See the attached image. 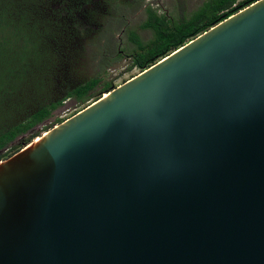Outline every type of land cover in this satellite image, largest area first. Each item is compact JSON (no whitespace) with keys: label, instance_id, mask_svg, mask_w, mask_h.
<instances>
[{"label":"water","instance_id":"obj_1","mask_svg":"<svg viewBox=\"0 0 264 264\" xmlns=\"http://www.w3.org/2000/svg\"><path fill=\"white\" fill-rule=\"evenodd\" d=\"M0 264H264V0L0 160Z\"/></svg>","mask_w":264,"mask_h":264},{"label":"trees","instance_id":"obj_2","mask_svg":"<svg viewBox=\"0 0 264 264\" xmlns=\"http://www.w3.org/2000/svg\"><path fill=\"white\" fill-rule=\"evenodd\" d=\"M93 1L0 0V160L62 122L44 124L66 100L86 106L114 87L80 71L86 28L102 15ZM253 1L202 0L190 12L178 8L177 16L146 7L138 27L152 36L144 41L128 31L134 48L127 69L144 70Z\"/></svg>","mask_w":264,"mask_h":264},{"label":"rangeland","instance_id":"obj_3","mask_svg":"<svg viewBox=\"0 0 264 264\" xmlns=\"http://www.w3.org/2000/svg\"><path fill=\"white\" fill-rule=\"evenodd\" d=\"M103 1L99 8L102 15L99 16V20L96 19L98 22L88 24L85 37L81 41L80 71H83L85 77L100 75L104 80H111L116 87L140 72L136 67L127 69L131 63L129 55L134 48L128 38V31L136 30L144 41L151 38V30L138 27L146 16L145 8L151 6L160 13L177 16L180 13L178 8H183L187 13L195 9L202 0ZM84 104L77 105L71 99L66 100L44 124L49 125L56 117L65 120L84 108ZM41 126L42 124L38 127L39 131H42Z\"/></svg>","mask_w":264,"mask_h":264},{"label":"flooded vegetation","instance_id":"obj_4","mask_svg":"<svg viewBox=\"0 0 264 264\" xmlns=\"http://www.w3.org/2000/svg\"><path fill=\"white\" fill-rule=\"evenodd\" d=\"M135 1V0H133ZM104 1L103 0H94L92 3H91V7H96V8H100V6L102 5ZM97 17V16H96ZM96 19V18H95Z\"/></svg>","mask_w":264,"mask_h":264}]
</instances>
